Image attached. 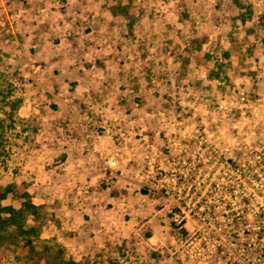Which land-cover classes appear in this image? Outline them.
<instances>
[{
	"label": "rangeland",
	"instance_id": "obj_1",
	"mask_svg": "<svg viewBox=\"0 0 264 264\" xmlns=\"http://www.w3.org/2000/svg\"><path fill=\"white\" fill-rule=\"evenodd\" d=\"M0 90V192L28 184L52 253L264 264V0H0ZM96 132L117 173L71 187Z\"/></svg>",
	"mask_w": 264,
	"mask_h": 264
},
{
	"label": "trees",
	"instance_id": "obj_2",
	"mask_svg": "<svg viewBox=\"0 0 264 264\" xmlns=\"http://www.w3.org/2000/svg\"><path fill=\"white\" fill-rule=\"evenodd\" d=\"M6 94L0 90L1 102ZM3 122L0 118V161L7 155ZM27 185L25 182L17 186L10 183L0 192V258L7 252L15 255L23 251L24 260L34 264H84L65 257L61 249L52 253L51 247L43 243L45 240L41 239V229L37 225L42 207L32 202ZM28 221H32V224H28Z\"/></svg>",
	"mask_w": 264,
	"mask_h": 264
},
{
	"label": "crops",
	"instance_id": "obj_3",
	"mask_svg": "<svg viewBox=\"0 0 264 264\" xmlns=\"http://www.w3.org/2000/svg\"><path fill=\"white\" fill-rule=\"evenodd\" d=\"M112 137L113 132L111 135L107 134V132H103L102 135L96 132L81 137L80 140H83V147H81V149H73V144H68V146L61 151L64 153V160L59 168V170L63 171L61 177H66L68 184H77L82 178L85 179V177H89L90 175L93 176V174L98 171L103 170V176L101 178L107 175V170L110 174L117 173V170L108 166L110 164H116L114 157L118 156L117 151L120 149L115 146ZM84 151H86V153H84ZM132 157H130V159H132ZM128 160L129 158L125 157L121 161L122 165ZM122 165L119 162L117 166L121 167ZM115 167L116 166L113 168ZM128 171L129 169L127 172ZM70 186L72 187V184H70ZM34 199L35 198L32 197V202L35 205H41L43 203L41 201L37 204L34 202Z\"/></svg>",
	"mask_w": 264,
	"mask_h": 264
},
{
	"label": "built area",
	"instance_id": "obj_4",
	"mask_svg": "<svg viewBox=\"0 0 264 264\" xmlns=\"http://www.w3.org/2000/svg\"><path fill=\"white\" fill-rule=\"evenodd\" d=\"M191 255H192L193 258L196 257V256H194L193 254H191Z\"/></svg>",
	"mask_w": 264,
	"mask_h": 264
}]
</instances>
